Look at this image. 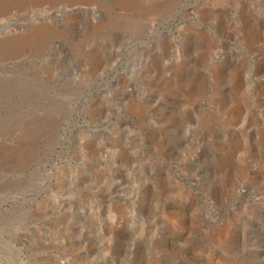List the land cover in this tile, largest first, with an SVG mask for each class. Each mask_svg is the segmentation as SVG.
<instances>
[{
  "label": "rangeland",
  "instance_id": "1",
  "mask_svg": "<svg viewBox=\"0 0 264 264\" xmlns=\"http://www.w3.org/2000/svg\"><path fill=\"white\" fill-rule=\"evenodd\" d=\"M0 264H264V0H0Z\"/></svg>",
  "mask_w": 264,
  "mask_h": 264
},
{
  "label": "bare ground",
  "instance_id": "2",
  "mask_svg": "<svg viewBox=\"0 0 264 264\" xmlns=\"http://www.w3.org/2000/svg\"><path fill=\"white\" fill-rule=\"evenodd\" d=\"M46 2V1H45ZM73 2H74V0H73Z\"/></svg>",
  "mask_w": 264,
  "mask_h": 264
}]
</instances>
